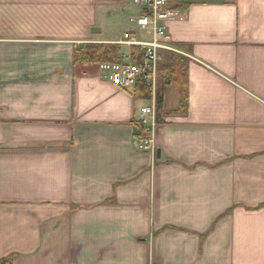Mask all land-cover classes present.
I'll return each instance as SVG.
<instances>
[{"label":"crops","instance_id":"1","mask_svg":"<svg viewBox=\"0 0 264 264\" xmlns=\"http://www.w3.org/2000/svg\"><path fill=\"white\" fill-rule=\"evenodd\" d=\"M129 2L0 0V261L264 264V0L171 4L187 109L166 85L155 154L133 142L159 70L146 101L74 61L87 44L133 58L127 33L151 40L140 13L117 39L91 32Z\"/></svg>","mask_w":264,"mask_h":264},{"label":"built area","instance_id":"2","mask_svg":"<svg viewBox=\"0 0 264 264\" xmlns=\"http://www.w3.org/2000/svg\"><path fill=\"white\" fill-rule=\"evenodd\" d=\"M175 0H130V4L140 9L135 19L137 26L151 35L150 41H139L133 34L127 33L121 45L138 48L142 52V61L135 63L130 55L122 56L118 63H100L98 68L106 74L108 80L118 88L128 91L143 83L152 96L156 95L158 70L163 62V53H179L172 45L164 22L179 18V13L171 10ZM152 104L140 109L139 117L134 122L139 132L133 145L140 151L155 154L154 139L159 128L157 105L154 98Z\"/></svg>","mask_w":264,"mask_h":264},{"label":"trees","instance_id":"3","mask_svg":"<svg viewBox=\"0 0 264 264\" xmlns=\"http://www.w3.org/2000/svg\"><path fill=\"white\" fill-rule=\"evenodd\" d=\"M101 1H117V0H101ZM119 45H98L87 44L77 48L74 53L75 63L100 64V63H118L119 54L121 52ZM133 62L140 63L142 61V52L140 49H133ZM165 63L159 67V82L163 86L158 87L157 91V110L162 109L164 104V87L171 83H176L180 90V107L179 114H183L187 109V67L186 60L183 56L175 53H166L164 55ZM135 97L139 100H151V94L147 91V86L143 83L137 85L135 89ZM15 256H9L0 261V264H14Z\"/></svg>","mask_w":264,"mask_h":264},{"label":"rangeland","instance_id":"4","mask_svg":"<svg viewBox=\"0 0 264 264\" xmlns=\"http://www.w3.org/2000/svg\"><path fill=\"white\" fill-rule=\"evenodd\" d=\"M99 1H101V0H99ZM117 1H119V0H117ZM113 2H116V1H108V3H113ZM106 3H107V1H106ZM120 3L124 4V2H122V1ZM101 12H103V10ZM110 12L113 14L112 16H109L107 14V12L106 13L104 12L103 14L102 13L98 14V19H97V25L98 26H97V28L103 30V32L100 36L103 39H117V38H119L124 31V29H123L124 25H122V22H121L122 16L125 15L126 18L128 19L130 14L140 13V9L131 8L129 10V12L123 13L122 10H119L117 8V9H112V11H110ZM156 137H157V132H156L155 139H154L155 152H156Z\"/></svg>","mask_w":264,"mask_h":264},{"label":"water","instance_id":"5","mask_svg":"<svg viewBox=\"0 0 264 264\" xmlns=\"http://www.w3.org/2000/svg\"><path fill=\"white\" fill-rule=\"evenodd\" d=\"M91 32L93 33V34H99V33H101V29H98V28H93L92 30H91ZM160 157V153L158 152V158Z\"/></svg>","mask_w":264,"mask_h":264}]
</instances>
